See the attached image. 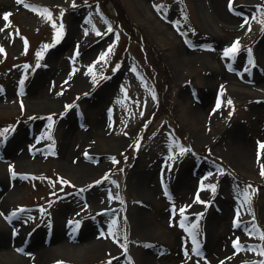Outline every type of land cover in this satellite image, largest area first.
I'll list each match as a JSON object with an SVG mask.
<instances>
[{
    "label": "rangeland",
    "instance_id": "rangeland-1",
    "mask_svg": "<svg viewBox=\"0 0 264 264\" xmlns=\"http://www.w3.org/2000/svg\"><path fill=\"white\" fill-rule=\"evenodd\" d=\"M0 49V264H264V0H0Z\"/></svg>",
    "mask_w": 264,
    "mask_h": 264
},
{
    "label": "bare ground",
    "instance_id": "bare-ground-1",
    "mask_svg": "<svg viewBox=\"0 0 264 264\" xmlns=\"http://www.w3.org/2000/svg\"><path fill=\"white\" fill-rule=\"evenodd\" d=\"M227 15V14H226ZM229 15V13H228ZM230 16V15H229ZM216 68V67H215ZM238 147L236 148L237 150V154L239 157H241L242 159H247V157L249 156V146L244 143V142H236ZM11 157L13 158V156L11 155ZM97 168V165L96 164H85V163H81L79 165L76 166V170H79V172H87V171H90V170H95ZM151 174V173H150ZM180 177H182L180 175ZM140 191H141V194H144V192H146V189L144 187V183L141 182L140 183ZM99 197H103V194L101 193V195L99 194L98 195ZM6 202H8V199H5L4 200V204H6ZM209 224H207V230L205 229V242L203 244V247L206 249V250H213L215 248V246H217V244L220 242V239H221V235H218L217 233H214V231L212 230V226L214 224V221L212 219H209L208 221ZM91 232L92 230L89 228H86L83 232H81V235L84 236V240H86L87 242V245L91 247H89V249H94L96 250L98 247H101L103 245H105V243L100 240L98 237L95 236V232L92 233L91 235ZM40 234V233H39ZM71 233L69 232V230L65 229V228H55L54 231L52 232V235L50 236V241L54 238L53 236L55 237H60L62 238V240L65 238L64 240V245H72V243H68V237L66 235H70ZM25 239V235H22L20 236L19 235V238L16 240V239H13L14 241H19L20 243H23L24 242V239ZM9 240H12V238L8 237ZM35 238V237H34ZM91 238V239H90ZM37 239V238H36ZM89 243V244H88ZM91 243V244H90ZM42 245V244H41ZM48 245V246H47ZM80 245V244H79ZM63 246V245H62ZM62 246H59V245H53V244H44V246H41V248H38L36 253H37V257L38 259H41V260H45V258L50 255V254H58V253H63V249H62ZM82 245H80V247L78 246L77 247V250H79V252H83L84 253V248L81 247ZM107 246V245H106ZM85 247V246H84ZM15 247H12L11 249H7L3 252L5 253H8V252H11L13 254V262H16L17 258L16 256H19V263L18 264H25L23 261L24 260V257L21 256V255H18L15 251ZM151 251V250H150ZM149 251V253L147 254L148 256H145L146 258H143V261L144 263H146L147 261V264H152L153 260L155 259V255L154 253H151ZM2 252V251H1ZM153 254V255H151ZM236 252L230 248H225V249H222L220 251V254L218 255L219 257V262L221 264H225L226 262H228L230 259H232L234 256H235ZM180 259V257H178V260ZM26 264L27 263V260H26Z\"/></svg>",
    "mask_w": 264,
    "mask_h": 264
},
{
    "label": "snow or ice",
    "instance_id": "snow-or-ice-1",
    "mask_svg": "<svg viewBox=\"0 0 264 264\" xmlns=\"http://www.w3.org/2000/svg\"><path fill=\"white\" fill-rule=\"evenodd\" d=\"M17 2L19 3L20 0H17ZM26 6H28V5H26ZM230 6H231V2H230ZM28 7H30V6H28ZM7 18H8V17H7V14H6V15L4 16V19L7 20ZM109 31H111V29H109ZM97 34H99V33H97ZM238 43H239L238 41L234 42L231 48L225 50L224 55H225V56H229V55L233 54L235 51H237V45H238ZM0 51H2V49H0ZM229 103H230V101H229ZM260 147H261V148H264V144L260 145ZM261 174L264 175V169H262ZM212 190H213V191L215 190V189H214V186H212ZM197 199H198V197H197ZM180 211H181V213H183L184 210L181 209ZM13 215H15V214H13ZM234 247H238V242H234ZM194 251H196V250L194 249ZM262 254H264V253H262Z\"/></svg>",
    "mask_w": 264,
    "mask_h": 264
}]
</instances>
